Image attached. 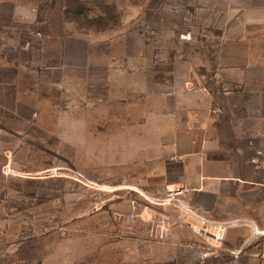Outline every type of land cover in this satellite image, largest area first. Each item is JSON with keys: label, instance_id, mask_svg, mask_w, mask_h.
Returning a JSON list of instances; mask_svg holds the SVG:
<instances>
[{"label": "rangeland", "instance_id": "obj_1", "mask_svg": "<svg viewBox=\"0 0 264 264\" xmlns=\"http://www.w3.org/2000/svg\"><path fill=\"white\" fill-rule=\"evenodd\" d=\"M204 1L0 0L20 6L0 13V37L83 39L90 60L0 70V264H264L251 221L208 216L181 178L187 134L172 118L188 97L173 92L190 55L213 53ZM220 226L215 243L204 230Z\"/></svg>", "mask_w": 264, "mask_h": 264}, {"label": "crops", "instance_id": "obj_2", "mask_svg": "<svg viewBox=\"0 0 264 264\" xmlns=\"http://www.w3.org/2000/svg\"><path fill=\"white\" fill-rule=\"evenodd\" d=\"M7 5L0 2V13L19 12L20 6ZM202 12L204 47L213 46V53L190 55L187 80L174 86V95L188 97L187 110L172 118L187 134V150L171 149L182 157L181 178L193 192L192 204L218 220H250L254 234L264 237V0H205ZM25 31L0 37V70L84 71L90 64L83 39L41 40ZM48 45L57 53L47 56ZM140 71L148 88V70ZM163 109L157 107L158 117Z\"/></svg>", "mask_w": 264, "mask_h": 264}, {"label": "built area", "instance_id": "obj_3", "mask_svg": "<svg viewBox=\"0 0 264 264\" xmlns=\"http://www.w3.org/2000/svg\"><path fill=\"white\" fill-rule=\"evenodd\" d=\"M185 192L184 188H181L179 190H175L174 192H172L170 190V198L173 196H178V195H182ZM170 201V199L168 200ZM188 209V208H187ZM189 210V209H188ZM192 213V215H194L196 218H198L199 220H203L204 223H206V228H208L207 226H211V227H216L219 226L218 223L213 222L211 220H205L202 219L200 216L196 215L193 211H190ZM219 232H210V230H204V233L209 234L211 236V240L214 241L215 243H221L224 239L223 235L221 234V231H223V229L221 228V226L219 227Z\"/></svg>", "mask_w": 264, "mask_h": 264}]
</instances>
